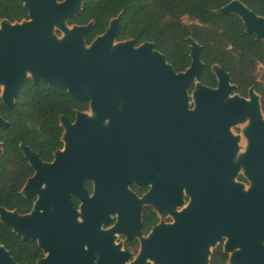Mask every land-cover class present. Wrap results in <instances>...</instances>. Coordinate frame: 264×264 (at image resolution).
I'll return each mask as SVG.
<instances>
[{"label":"water","instance_id":"obj_1","mask_svg":"<svg viewBox=\"0 0 264 264\" xmlns=\"http://www.w3.org/2000/svg\"><path fill=\"white\" fill-rule=\"evenodd\" d=\"M22 2L28 19L0 22L1 100L13 108L21 87L30 79L65 90L75 100L88 103L90 109V113L76 111L74 122L60 117L64 148L55 153L53 163L43 162L30 147L20 145L35 171L21 195L37 200L25 215L0 207V222L24 241L38 243L46 257L37 264H93L90 251L95 247L89 251L84 247L85 223L78 221L70 195L87 200L85 179L92 181L96 193L129 191L128 181L112 178L104 170L132 157L133 151L117 145L116 139L125 131H230L242 122H248L245 131L252 132L255 144L252 188L245 192L240 184L226 185L218 180L211 197L212 211L197 214L194 206L187 218L195 215L186 221L185 229L180 218L179 225L158 230L148 250L154 264H210L209 246L227 236L225 249L234 251L230 264H264V119L254 88L250 101L237 96L230 99L236 87L219 65L211 68L218 88L203 86L202 47L192 37L187 39L191 65L177 73L153 43L136 46L134 40L117 41L121 15L111 20L103 35L87 44L85 37L94 22L68 24L81 14L84 0ZM215 13L236 15L247 34L264 41V18L239 0ZM8 126L0 116V128ZM259 144L260 172L256 164ZM199 150L169 151L168 159L197 162ZM0 264H18L1 244Z\"/></svg>","mask_w":264,"mask_h":264},{"label":"trees","instance_id":"obj_2","mask_svg":"<svg viewBox=\"0 0 264 264\" xmlns=\"http://www.w3.org/2000/svg\"><path fill=\"white\" fill-rule=\"evenodd\" d=\"M234 0H84L81 14L69 19V25L94 27L86 35L90 44L103 35L112 19L121 15L117 41L134 40L137 45L153 43L167 62L177 72L186 71L191 65L187 39L192 37L202 47L200 60L205 68L200 81L210 84L215 80L213 65L229 73L239 91L246 94L254 87L262 97L264 113V84L257 83L258 64L264 65V41H257L254 34H247L239 17L215 13ZM255 14L264 18V3L260 0H239ZM28 10L22 0H0V22L11 23L28 19ZM187 17L197 24L186 25ZM88 103L71 97L65 90L50 87L32 80L21 88L13 108L0 100V116L9 123L0 128V207L17 211L21 215L31 212L34 198H26L21 191L33 175L20 145L30 147L45 162L53 159L62 148L60 117L75 120L76 111H87ZM89 188V186H88ZM0 244L16 263L37 264L42 252L37 242L24 241L13 230L0 222Z\"/></svg>","mask_w":264,"mask_h":264},{"label":"flooded vegetation","instance_id":"obj_3","mask_svg":"<svg viewBox=\"0 0 264 264\" xmlns=\"http://www.w3.org/2000/svg\"><path fill=\"white\" fill-rule=\"evenodd\" d=\"M136 46L139 45L136 44ZM200 83L211 89L218 88L216 77L210 84L201 81ZM231 85L236 87L234 94L241 99L249 100V92L254 87L249 88L246 94H242L232 80ZM194 89L195 87H192L189 93H192ZM1 102L3 103L2 100ZM251 133V131L236 133L232 131H125L124 135H120L116 139L117 145L133 151L132 157L128 162H120L104 170L108 171L112 178L128 181L129 191L127 193H96L93 190L92 181L85 179L84 185L88 190L87 200H82L76 194L70 195L71 203L79 214L78 221L81 224L85 223L84 247L87 251L89 247H95L90 251L91 262L116 264L124 260L125 264H154L148 247L150 248L153 244V238L158 230L163 231L168 226L179 225L180 218V224L185 229L186 221L191 220V217L195 215L192 214L187 218L188 211L194 206H196L194 213L211 212L214 205L211 197L216 193L215 189L218 187L214 184L218 180L227 185L228 182L231 184L237 179V184L242 186L254 180L255 144ZM61 143L63 145L62 141ZM0 144L2 145L0 155H2L3 144L1 142ZM193 147L200 149L197 162H184L180 157L174 162L169 161V151H185ZM63 148L64 145L59 150ZM261 150L262 145L259 144L258 163H256L259 172L260 165L262 166ZM134 151L139 153L134 154ZM54 155L50 162H43L53 163ZM140 155H144V158L143 156L141 159L138 158ZM34 174L33 170L32 177ZM228 188L229 186L225 188L226 193ZM33 198L36 202L37 197ZM220 198L224 197L221 195ZM228 242L227 236L221 237L216 242L210 255V264H230L234 251H226ZM212 246L214 245L209 246V252ZM39 249L42 252V257L39 259L41 260L45 258V253L41 248Z\"/></svg>","mask_w":264,"mask_h":264},{"label":"rangeland","instance_id":"obj_4","mask_svg":"<svg viewBox=\"0 0 264 264\" xmlns=\"http://www.w3.org/2000/svg\"><path fill=\"white\" fill-rule=\"evenodd\" d=\"M183 22H184V24H186V25L197 24L196 21H192V20L188 19L187 17L183 18ZM56 31H57V32H56L57 36H58V37H62V33L59 32L58 30H56ZM255 77H256V81H257V83L264 84V65H262V64H258L257 69H256V73H255ZM251 89H252V88H251ZM254 91H255V90H254ZM250 92H251V90H250ZM250 92H249V96H250ZM255 92H256V91H255ZM190 94H191V93H190ZM256 94H257V92H256ZM257 95H258V94H257ZM235 96L238 97L237 94L231 93V94L229 95V98L231 99V98H234ZM249 101H250V100H249ZM259 102H260V104H261V102H262L260 96H259ZM190 108H191V109L194 108V103L192 102V100L190 101ZM86 112H87V113H90V109H88ZM263 119H264V114H263ZM248 125H249L248 122L238 123V124L232 126V127L230 128V131H232L233 133H236L237 131H245V129L248 127ZM234 182L237 183V179H235ZM252 184H253V181H251L250 184H248V185H246V186L243 185V187H244V191H245V192H248V191L252 188V186H251ZM92 186H93V183H92ZM215 246H216V245H214V246H212V247L210 248V253H209V255H208V262H209V263H210V255H211V252L214 250ZM45 257H46V255H45Z\"/></svg>","mask_w":264,"mask_h":264}]
</instances>
